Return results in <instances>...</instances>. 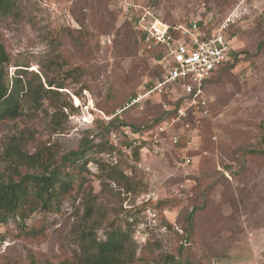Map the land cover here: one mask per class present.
<instances>
[{"label":"rangeland","instance_id":"1","mask_svg":"<svg viewBox=\"0 0 264 264\" xmlns=\"http://www.w3.org/2000/svg\"><path fill=\"white\" fill-rule=\"evenodd\" d=\"M16 1L15 14L0 19L8 78L21 68L32 87L35 75L43 86L45 78L63 81L72 107L56 113L44 100L34 113L1 123L0 146L20 131L28 152L53 144L61 157L85 139L93 146L77 156L76 177L59 202L23 222L11 217L0 224V264L73 258L84 226L100 240L111 227L126 233L133 252L126 264H152L163 254L192 264H264V48H257L264 39V0H125L170 23L202 18L212 28L234 9L241 12L240 25L228 31L236 61L204 87L206 115L189 113L157 134L151 116L156 105L176 101L170 91L152 96L156 109L126 114L136 125H151L138 133L148 145L138 160L125 147L109 148L115 138L98 114L109 116L110 107L142 91L158 66L125 21L123 0ZM1 157L0 171L7 170Z\"/></svg>","mask_w":264,"mask_h":264},{"label":"trees","instance_id":"2","mask_svg":"<svg viewBox=\"0 0 264 264\" xmlns=\"http://www.w3.org/2000/svg\"><path fill=\"white\" fill-rule=\"evenodd\" d=\"M16 0H0V19L15 14ZM153 13L165 20L160 14ZM125 21L129 23L126 18ZM201 37L210 34L212 28L210 19L196 20ZM130 24V23H129ZM189 24V23H188ZM131 25V24H130ZM240 22L231 24L230 28H235ZM230 28L228 31H230ZM230 37V36H229ZM231 38V37H230ZM232 45V44H231ZM257 48H264V39L260 40ZM149 57L155 60V73L152 78L145 83L144 87H149L154 83L155 79L160 76L163 66L156 60L163 55L162 48L146 50ZM229 59L222 65L217 67L211 76L202 84L204 88L211 79L218 74L223 68L230 69L233 62L236 61V49L231 46L229 49ZM10 58L5 49L0 31V125L7 120H16L21 116L34 113V109L41 108L42 102L45 100L56 108V113H63L61 108L70 105L64 100L62 88L65 83L62 81L55 82L45 78L46 86L41 83L40 77L36 87H32L29 81L23 82V75L27 73L26 69L18 68L16 73L8 78L7 64ZM70 73V72H69ZM23 74V75H22ZM179 87V82L177 83ZM138 92H134L118 106L110 107V119L106 120L109 126V137L115 138V141L109 142V148L125 147V151L130 153L131 158L138 160L140 150L145 148L146 142L137 140L135 143L129 137V132L141 133L150 127L148 122L136 125L134 122L126 120L127 113L138 111L136 106L122 109L125 103ZM82 94L79 97L82 98ZM32 101V104L30 101ZM151 98L143 102V108L153 106L157 111L152 115V123L158 124L166 117L174 116L180 99L174 103H169V109L165 110L160 105H152ZM116 109H122L121 112L115 113ZM54 116V115H53ZM183 122L187 119H181ZM181 120L177 122H182ZM204 120V119H202ZM153 125V124H152ZM18 134V135H17ZM138 139V138H137ZM0 146V157L7 162V170L0 171V224L5 223L9 218H18L24 221L31 213L40 209H48L53 204L60 201L69 191L71 181L76 177L71 167L76 163L77 156L83 155V152L92 148L93 144L90 140L85 139L80 149L69 151L61 157H57L53 144H37L33 152H28L25 148L27 139L22 131L12 133L5 138ZM115 143V144H113ZM148 146V145H147ZM136 175V171L132 170ZM130 173V175H132ZM133 175L132 177H134ZM122 177H129L128 174L121 173ZM86 217L88 220L94 215V210L90 206L87 208ZM94 228L86 229L80 232L81 250L80 253L73 258H65L55 264H126L133 258V252L127 250L128 235L120 229L111 227L106 231V237L103 240L97 239ZM152 264H192L189 260H183L174 254H163L155 259Z\"/></svg>","mask_w":264,"mask_h":264},{"label":"built area","instance_id":"3","mask_svg":"<svg viewBox=\"0 0 264 264\" xmlns=\"http://www.w3.org/2000/svg\"><path fill=\"white\" fill-rule=\"evenodd\" d=\"M123 4L126 6V19L135 30L143 48L163 49V55L156 60L157 63L162 64L163 71L153 84L144 87L142 91L131 97L122 109L136 106L142 111L145 100L152 98L153 95L162 96L166 91H170L174 99H180V104L174 116L166 117L156 125L157 134L165 131L172 123L186 119L189 113L194 116L206 115L207 99L202 84L217 67L230 58L231 43L228 30L231 24L240 18V10L234 9L211 30L209 35L201 37L202 32L195 20L189 24L170 23L156 16L146 7L128 5L126 2ZM178 82L179 87H177ZM163 108L168 110L169 104L163 102ZM122 109H117L115 113L121 112ZM98 114L105 120L111 118L102 111H98ZM157 134L153 138L155 142L160 141ZM129 137L135 143L139 136L137 132L131 131ZM154 150L155 153L160 151L157 146ZM183 161L187 164L190 158L184 156Z\"/></svg>","mask_w":264,"mask_h":264},{"label":"crops","instance_id":"4","mask_svg":"<svg viewBox=\"0 0 264 264\" xmlns=\"http://www.w3.org/2000/svg\"><path fill=\"white\" fill-rule=\"evenodd\" d=\"M123 2H126V1L123 0L122 3H123ZM126 4H128V5H132V4H130L129 2H126ZM134 5H135V4H134ZM125 7H126V6L124 5V8H125ZM124 10H125V9H124Z\"/></svg>","mask_w":264,"mask_h":264}]
</instances>
